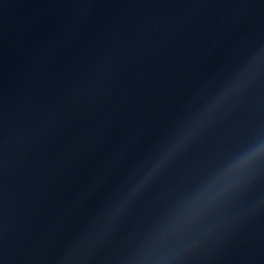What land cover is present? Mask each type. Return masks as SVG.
Here are the masks:
<instances>
[{
  "label": "water",
  "instance_id": "95a60500",
  "mask_svg": "<svg viewBox=\"0 0 264 264\" xmlns=\"http://www.w3.org/2000/svg\"><path fill=\"white\" fill-rule=\"evenodd\" d=\"M264 45V0H0V264H123L160 212L264 136V74L131 199ZM264 199V166L234 202ZM186 264H264V210Z\"/></svg>",
  "mask_w": 264,
  "mask_h": 264
},
{
  "label": "clouds",
  "instance_id": "9594fccd",
  "mask_svg": "<svg viewBox=\"0 0 264 264\" xmlns=\"http://www.w3.org/2000/svg\"><path fill=\"white\" fill-rule=\"evenodd\" d=\"M261 74H264V45L257 47L207 104L176 132L127 198L135 196L220 109ZM261 166H264V136L252 139L219 161L198 182L168 203L140 235L123 264H186L194 252L264 210V199L246 208H233Z\"/></svg>",
  "mask_w": 264,
  "mask_h": 264
}]
</instances>
